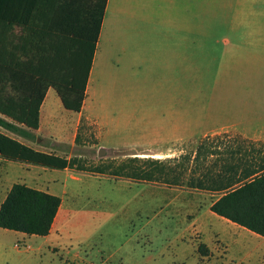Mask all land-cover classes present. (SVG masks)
<instances>
[{"label":"rangeland","instance_id":"1","mask_svg":"<svg viewBox=\"0 0 264 264\" xmlns=\"http://www.w3.org/2000/svg\"><path fill=\"white\" fill-rule=\"evenodd\" d=\"M142 1L153 7L159 0ZM210 1L211 16L207 15L206 30L197 24L195 57L192 43L182 31L179 46L178 41H171V47L179 50L180 55L175 56L168 71L156 63V50L162 41L154 36L157 28L152 11L143 12L142 17L149 22L141 23L133 33L117 37L112 49L125 60L114 73L111 94L108 95L110 85L105 86V95L96 101V112L103 115L104 128L100 129L93 120L83 119L78 130L55 140L41 141L44 151L72 159L74 168L62 171L22 166L18 162L0 164V171L8 172L0 177V189L6 185L9 191L12 182L40 186V179L48 178L53 183L51 190L63 196L53 235L47 242L42 236L23 240L0 229V264H264V238L228 230L215 220L208 206L201 208L204 198L198 191L128 180L115 182L84 170L102 163L119 164L137 155L159 158L156 155L163 152L153 141L171 123L173 115L180 118L181 142L173 146L180 151H168L169 154L193 158L200 144L221 146L224 151L227 143L236 148L241 145L247 150H260L258 158L264 156V145L236 136L199 135L226 125L264 130V102L254 101L255 96L238 89L237 65L231 71L227 58L222 57V38L229 35L237 39V31L231 26V9L235 11L237 0H207L208 12ZM189 12L192 16L193 5ZM197 13L200 17L199 6ZM101 45L105 47V42ZM166 80L174 87H166ZM169 90L173 92L171 97ZM56 99L55 115H73L74 119H79L77 115H94L88 109L82 114L67 111ZM253 106L255 110L250 111ZM60 138L67 142H56ZM204 149L202 158L207 154ZM207 157L211 162L217 159ZM8 191L0 192V201ZM198 231L208 241L222 234L236 263L229 261L220 243L216 251L211 250L212 254L200 255L198 248L204 242Z\"/></svg>","mask_w":264,"mask_h":264},{"label":"trees","instance_id":"2","mask_svg":"<svg viewBox=\"0 0 264 264\" xmlns=\"http://www.w3.org/2000/svg\"><path fill=\"white\" fill-rule=\"evenodd\" d=\"M107 2L0 0L1 128L35 139L32 131L40 127L41 108L51 88L67 111L82 112ZM204 146L200 144L193 158L136 156L84 170L115 182L218 193L212 212L264 237V156L258 158L262 152L227 143L224 151ZM203 148L207 154L202 158ZM208 155L217 159L211 162ZM0 157L51 170L75 165L68 157L35 150L3 132ZM61 204L59 196L16 183L1 205L0 228L48 236ZM198 252L211 254L203 243Z\"/></svg>","mask_w":264,"mask_h":264},{"label":"crops","instance_id":"3","mask_svg":"<svg viewBox=\"0 0 264 264\" xmlns=\"http://www.w3.org/2000/svg\"><path fill=\"white\" fill-rule=\"evenodd\" d=\"M190 5H193L194 8V13L192 16L189 12ZM198 6L200 7L201 12L200 17L197 13ZM231 7L232 6H230V9ZM235 8V11L231 9V26L234 27L237 31V39L233 40L229 35L222 38V57L224 56V58H227L228 69H230L231 71H234L237 65L238 89H241V91L245 89L246 91H248V95L250 94L252 96H255L254 101L259 100L264 102V0H237ZM151 11L156 17L157 31L154 36L162 41L160 48L156 50L157 65L164 71L170 70L171 66H173L175 56L178 57L180 54L179 50L177 52L175 51V48L171 47V41H178L177 45L179 46V39L181 36L180 34L182 31H184L185 36H187V40L191 41L195 57L198 29L197 24L199 23L200 25H203L204 29L206 30L207 23L209 24V22H207V15L210 13L211 16V1L210 10L208 12L207 0H205V3L203 0H159L158 3L154 4L153 7L150 3H148V1L142 0H108L101 27L99 42L97 45V50L95 53L93 66L88 82L84 107L82 112L79 113L82 114L85 109H88V111H91L94 115H77L79 116V119H74L73 115H55L57 111L56 108H54L57 105L56 98H58V100L60 98L56 91L51 88L49 89L41 108L40 127L38 130L32 131L36 135V140H28L1 127L0 132H3L4 134L14 139H17L18 141L34 148L35 150L47 152L41 148V141L47 139L53 140L54 138L60 137L61 135L65 136L67 132L73 129L78 130L83 119L93 120L100 127V129L104 128V117L102 114H98L96 112V101L97 98L103 97L105 95L106 88L109 85L110 87H108V95L111 94V86L113 85L114 80L113 76H115L114 73L115 71L117 73L118 68L123 65L125 60V58L123 59L121 57L122 54L116 55L115 52L117 50L112 49V47H114L117 37H124L127 32L133 33L141 25V23L149 22V19L143 18L142 16L143 12L148 13ZM103 41L105 42V47L102 48L101 43ZM106 82L108 83V85H106ZM159 86L163 87L162 84H159ZM165 86L170 89L174 87L170 80L165 81ZM52 92H55L56 95H52ZM168 94L171 97L173 95V92L169 90ZM254 110L255 107L253 106L250 111ZM94 112H96V114ZM71 119L72 121H70ZM190 127L192 126L190 125ZM181 131L182 126L180 123V118L179 116L175 117L173 115L171 123L162 128V130L158 133L157 138L153 141V144L159 147L158 149L163 152L162 154H157V157L165 159L180 156V154L178 156L174 155V153L169 154L168 151H180V148H175L173 146L180 145ZM189 132L191 134H198L196 131ZM199 135H204L205 137L224 135H227L228 137L238 136L252 144L264 145V130L250 131L240 129L232 125L209 129L207 131L205 130L203 132H200ZM102 138L103 135L100 134L101 144ZM56 142L64 143L67 141L64 138H60L56 140ZM165 145H167L168 148H165ZM171 145L172 147L170 148ZM129 148L132 149L133 147ZM8 162L14 161H9L0 157V164L5 165L6 163L8 164ZM21 164H23L22 166H31L26 163ZM22 168L24 169L25 167ZM25 169H27L28 171L31 170L28 167H26ZM68 170L69 169L62 171ZM4 172H6L7 174V169H2L0 171V177L2 176V174H4ZM2 181L3 180H1V183ZM40 181V184L42 186L33 185V188L59 196L57 193L51 190L53 183H50V179H40ZM14 184H16V182H12L11 184H9V186H11L12 188ZM4 189L8 191L6 185H3L2 189H0V192L2 193ZM9 191L3 195L0 201V208L5 201ZM188 191L195 193L194 190ZM197 194H200L204 198V203L202 204V201L200 203L201 208L208 206L211 212L212 205L221 197V195L218 193H210L204 191H198ZM59 197L63 201V196ZM212 213L214 214L212 216H215V220L226 225L228 227V230H233L237 233L243 232L247 234H255L223 217L218 216L214 212ZM2 230L8 233L13 232V234L17 238H21L23 240L26 239L31 241L32 239L37 238L35 236H29L20 232L9 231L5 229ZM53 232L54 225L50 234L48 236H44L45 242L51 239ZM199 233L202 234V232ZM202 237L204 242L203 244H205L210 249L211 254L212 251H216V248L218 247L217 243L224 245L227 251V256L230 254L227 246L228 244L224 240L222 234H216L215 237L210 241L206 239L204 234H202ZM228 259L230 262L236 263V261L232 260L233 258L230 255L228 256Z\"/></svg>","mask_w":264,"mask_h":264},{"label":"water","instance_id":"4","mask_svg":"<svg viewBox=\"0 0 264 264\" xmlns=\"http://www.w3.org/2000/svg\"><path fill=\"white\" fill-rule=\"evenodd\" d=\"M100 154H104V151H100Z\"/></svg>","mask_w":264,"mask_h":264}]
</instances>
